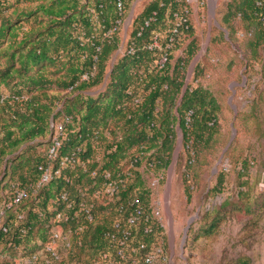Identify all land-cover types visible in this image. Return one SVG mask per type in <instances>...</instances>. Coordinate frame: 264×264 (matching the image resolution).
<instances>
[{"label": "trees", "instance_id": "trees-1", "mask_svg": "<svg viewBox=\"0 0 264 264\" xmlns=\"http://www.w3.org/2000/svg\"><path fill=\"white\" fill-rule=\"evenodd\" d=\"M133 1L123 0L121 8L118 0H0V205L38 182L40 165L60 168L42 192L7 209L8 228L0 230V244L11 242L16 248L39 237L52 245L54 218L61 229L73 228L74 243L58 264H147L145 255L164 228L154 218L152 192L140 166L146 160L160 171L171 164L179 126L188 156L184 191L191 199L201 170L220 158L227 145L219 121L222 105L199 81L204 72L200 60L193 73L198 83L187 84L188 65L199 50L188 0L146 4L133 18L124 53L113 61L122 44L118 20ZM219 21L248 66L259 59L264 0H230ZM239 23L245 28L242 36ZM217 31L211 43L218 35L227 40L225 31ZM189 38L184 57L173 63L174 52ZM52 84L69 89L57 111L62 96L49 91ZM103 84L97 95L86 93ZM251 106L239 112L243 123L259 118L258 101ZM51 120L64 125L54 159L49 155L56 129ZM48 135L46 152L27 153L36 149L34 140ZM24 144L17 160L8 164L7 156ZM233 148L229 144L224 154ZM66 157L70 160L63 164ZM107 173L124 179L114 196L104 191ZM225 181L226 171L220 168L211 192L221 193ZM136 210L140 219L130 223ZM59 212L70 219L57 218ZM207 214H214L203 227L209 236L221 211L209 208ZM237 264H251V259L242 257Z\"/></svg>", "mask_w": 264, "mask_h": 264}, {"label": "rangeland", "instance_id": "rangeland-1", "mask_svg": "<svg viewBox=\"0 0 264 264\" xmlns=\"http://www.w3.org/2000/svg\"><path fill=\"white\" fill-rule=\"evenodd\" d=\"M150 1L134 0L131 10L118 20L122 44L113 61L126 49L133 18ZM229 1L188 0L195 29L192 38L196 39L199 50L188 65L187 84L198 83V80L193 79V73L196 63L200 60L204 72L199 81L213 90L222 105L219 121L227 145L220 158L215 165L201 170L198 180L195 178L191 199L187 198L184 191L183 178L188 156L179 126L171 164L160 171L151 169L146 160L140 166L145 184L152 192V210H160L159 214L154 213V218L164 228L162 237L153 248L161 249L155 264H237L242 257H250L251 264H264V44L260 48L259 59L248 66L243 52L229 40L228 32L219 21L226 12ZM217 28L225 31L227 40L218 35V40L211 43L212 36L218 34ZM244 29L239 23L238 30ZM238 35L243 34L240 31ZM240 36L239 42L245 47ZM192 38L186 39L174 52L173 63L184 57ZM103 88L104 84L86 90V93L97 95ZM48 89L50 92H60L62 97L56 101V111L61 109L69 89L63 90L55 84L48 86ZM5 90L6 94L10 93ZM75 94L72 92L71 96ZM254 100L259 103V118L243 123L239 119V112L251 111ZM49 141V135L46 138H37L32 142L36 144V149L27 153L43 154L49 146ZM229 144L234 148L229 154H224ZM26 146L27 144H24L14 154L8 155V164L17 160L16 156H19ZM220 168L226 171L224 189L221 193H213L211 188L216 184ZM43 188L44 186L36 192L32 190L30 194L37 195ZM209 208L219 209L221 220L215 232L207 236L203 227L207 226L214 216L207 214ZM7 219L6 213L5 221ZM51 225L52 245L39 237L25 240L16 248L11 242L2 243L0 264H18L30 260L34 255H38V260L32 264H45L46 260H50L48 264H58L74 243L73 228L61 229L54 218ZM54 230L58 232L57 237L53 236ZM49 247L52 248V253L48 251ZM53 251L57 253L58 258L52 256ZM55 260L57 261L54 263Z\"/></svg>", "mask_w": 264, "mask_h": 264}, {"label": "built area", "instance_id": "built-area-1", "mask_svg": "<svg viewBox=\"0 0 264 264\" xmlns=\"http://www.w3.org/2000/svg\"><path fill=\"white\" fill-rule=\"evenodd\" d=\"M120 7L122 8L123 5V0H118ZM157 43V41H156ZM167 59V57H163L162 59V63L165 62ZM72 89V87H70V90ZM55 123L53 122V120H51V127H54ZM55 132L53 134H51L52 136V141L53 144L50 148V158L54 159L57 157L58 154V150L61 147V144L63 142L64 139V133H63V129H64V125L62 123H60L58 126H55ZM68 160H70V158L66 157L64 159H62V163L65 164ZM40 169L42 170V175L41 178L38 180V182H36V184H30L31 186L18 190L16 195L14 196V198L9 201V202H5L3 205L0 206V230H7V223L5 221V217H6V213H7V209L12 208L14 206H18L20 203H22V201L24 199H26L29 195H30V191H37L39 190L42 186H45L54 176V174H59L60 173V168H55V166L52 163H49L48 165H40ZM107 176V182L104 188V191L110 195V196H114L115 194L119 193L120 191V186L121 183H123L124 179L120 176L118 177H111L110 173L106 174ZM66 199V194L63 195ZM71 205V204H70ZM140 210H136L135 212H132L129 215V222L130 223H136L139 219H140ZM156 213H160L159 209H156ZM70 215L69 214H65L63 212H59L57 215V218L59 219H63L65 221L70 219ZM19 218H23V216L20 214ZM120 225V224H118ZM149 230V229H147ZM128 234H130V231H126V237H128ZM53 236L57 237L58 236V232L56 230H54V234ZM52 248L49 247V252L52 253ZM161 249H157V250H153L152 252H149L145 255V260L147 262V264H155L156 261V257L157 255L160 253ZM52 256L54 258H58V255L55 251H53ZM38 260V255H34L33 258H31L30 260H24L19 262L18 264H32L33 262H37ZM50 263V260H46L45 264Z\"/></svg>", "mask_w": 264, "mask_h": 264}, {"label": "water", "instance_id": "water-1", "mask_svg": "<svg viewBox=\"0 0 264 264\" xmlns=\"http://www.w3.org/2000/svg\"><path fill=\"white\" fill-rule=\"evenodd\" d=\"M132 11H134V7H133ZM192 219H193V217L191 218V220H192ZM189 226H190V223L188 224V226H187V228H186V235H187V230H188ZM186 235H185L184 241H185V239H186Z\"/></svg>", "mask_w": 264, "mask_h": 264}]
</instances>
